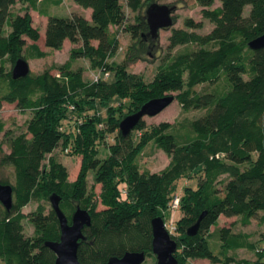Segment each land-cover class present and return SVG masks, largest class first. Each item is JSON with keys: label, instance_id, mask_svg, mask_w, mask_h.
<instances>
[{"label": "trees", "instance_id": "1", "mask_svg": "<svg viewBox=\"0 0 264 264\" xmlns=\"http://www.w3.org/2000/svg\"><path fill=\"white\" fill-rule=\"evenodd\" d=\"M22 1L47 17V48L60 51L66 40L73 44L69 60L59 66L60 74L30 70L25 77L13 78L18 59L45 56L31 13L13 12ZM63 1L0 0V108L4 103L16 104L32 114L26 130L19 134L7 131L0 121V166L14 169L12 180L0 178V183L14 190L11 211L0 207V259L5 264H56V254L45 245L61 237L56 212H46L43 205L29 214L23 212L33 195L50 201L54 193L61 196L60 206L70 222L78 206L91 214L92 224L85 228L86 240L78 250L82 264H105L134 251L154 254L152 220L165 217L164 209L173 200L179 180L196 175L197 185L186 186L180 198L184 217L173 237L181 246L175 254L179 264L185 257L221 264H264L230 255L239 249L264 254L249 233L218 228L222 215L240 217L243 226L261 215L264 223V48L249 46L264 34V0H195L213 29L199 32L203 23L194 19L186 20V28H173L169 50L181 45L198 48L170 56L150 83L128 71V63L141 59L151 40L145 14L140 12L143 0H127L129 8L139 11L133 23L128 22L124 0H74L92 10L91 19L80 12L53 15L49 8ZM216 1L221 6L212 8ZM120 29L137 41L123 62L113 60L119 50ZM8 59L12 60L10 71L6 69ZM82 59L98 72V80L85 79L84 69L76 67ZM107 73L114 74L112 82ZM206 83L219 84L215 91L197 90ZM166 95H174L185 111L205 110L190 121L187 139L180 141L168 122L148 130L144 117L128 136L122 135L120 122L126 116ZM99 104L108 107L106 122ZM65 123H72L71 128ZM134 131H144L138 142ZM112 134L115 141L109 144ZM153 138L171 163L160 172L142 171L138 157ZM100 143H106L109 150L105 158L99 157ZM62 145L83 156L75 181L67 180L66 166L55 158L48 167L44 165L46 156ZM90 171L95 183L102 185L101 209L94 191L88 189ZM119 193L127 199L121 200ZM203 214L197 234L189 235V227ZM26 218L37 235L25 233ZM211 227L218 228L219 254L211 247Z\"/></svg>", "mask_w": 264, "mask_h": 264}, {"label": "rangeland", "instance_id": "2", "mask_svg": "<svg viewBox=\"0 0 264 264\" xmlns=\"http://www.w3.org/2000/svg\"><path fill=\"white\" fill-rule=\"evenodd\" d=\"M145 5L142 9L143 14H145V10L147 5L153 2L159 4H167L171 6H176V11L173 14L174 18V26L170 29H162L159 33V38L155 41H149L145 45L143 57L133 62L128 63V71L130 73L140 74L146 83H150L156 77L159 66L164 64L170 56L178 55L182 52H189L192 50H196L198 46H177L172 50H169V37L171 35L173 28H186L185 22L187 19H194L196 22H202L203 28L199 29V32L206 33L213 29L214 25L211 23L210 20L204 18L203 16V7L200 6L195 0H143ZM127 0H124L125 11L128 17V22L133 23L136 21V17L139 14V11H133L131 8L128 7L126 4ZM221 6L220 1H216L212 8H216ZM86 9L77 4L74 0H66L61 7H50L49 11L55 15H70L73 12H80L82 14L86 13ZM250 10V6H246L244 10V14L248 15ZM26 11H29L33 18V25L34 27L38 28L40 31V40L38 41L41 50L45 52V56L40 59H29L30 69L33 72L41 73L46 70L51 71L53 74H60L59 66L64 64L70 58V48L71 44L69 41L65 44V47L60 51H54L45 46L44 41V34L47 25V17L29 7L27 2H18L13 7V12L15 14H24ZM119 34V50L113 60L117 62H123L128 48L130 46H134L137 44V41L132 37L129 32H126L125 29H120ZM29 44H32V40L28 39ZM148 45L150 50L148 52ZM148 52V53H147ZM77 68L84 69V77L87 81L94 79L98 72L92 70L91 65L85 59L79 60L76 63ZM7 71L12 69V60L8 59L6 64ZM109 81H113L115 79L114 74L110 76ZM219 84V83H218ZM218 84H201L198 85L196 88L200 92L206 91H215L218 88ZM222 87V84H221ZM172 94L177 95L178 92H172ZM117 102V98L112 100V104ZM128 102V100H127ZM119 102L116 104L118 105ZM99 112L104 122H106L109 118V111L108 107L102 104L98 105ZM205 112V110H190L185 111L181 104L174 100L172 104H170L164 111L159 113L155 116H145L144 120L147 125V129L150 130L153 126L158 125L162 122H168L173 127L170 131L174 132L180 141H184L191 135V129L189 123L192 119L199 117ZM32 117L30 111H22L20 110L16 104L4 103L3 106L0 108V121H3L6 124V130L10 131L15 134L22 133L26 130L25 125L26 122ZM72 123H65V127L67 129L71 128ZM144 131H134L133 137L135 142H138L140 136L143 134ZM4 139V138H3ZM2 139V140H3ZM115 141V135L112 134L108 137L107 143H113ZM106 143L99 144V157L105 158L109 155V150L105 146ZM3 149L4 151H8L7 144L3 141ZM52 158H55L58 162L62 163L66 166L68 170L67 180L75 181L78 178L79 171L81 169V162L83 156L81 154H72L70 152H66L64 150V146L58 147L53 154L47 155L44 160V165L46 167L49 166L50 161ZM138 163L140 165V169L151 171V172H160L163 169L167 168L171 163V158L169 155L155 142V139H151L141 155L138 157ZM13 172L14 169L11 166H0V178H8L10 180L13 179ZM196 175L193 177H184L179 180L177 189L175 191V195L178 194L181 198L184 188L186 186H196L198 179L195 178ZM94 172L90 171L88 174V189L93 190L95 193V198L99 201L98 208L101 209L104 207L103 203L100 199V194L102 192V185L100 183H95L94 180ZM192 178V179H191ZM122 182L120 183V185ZM119 185V186H120ZM125 194L119 193V198L121 200H126L127 198L124 196ZM172 200L169 202L168 208L164 209V216L167 217V223L169 227L173 229L170 231L172 238L175 237L179 233L178 223L184 217L183 211L179 208L173 214L172 207H171ZM39 205H43L46 208V212H49L52 209L51 202L48 199H43V197H38L33 195L31 200L28 204L23 208V212L25 214H29L32 211H35ZM0 207L3 205L0 203ZM260 216L258 218L252 219L251 223L247 226H243L240 222V217H226L221 216L219 219V226L220 227H231L234 232H247L251 235V241L256 245V248H264V240H263V233H264V223L261 222ZM164 217V219H165ZM24 228L25 233L28 236H35L37 235V231L35 230L32 223L29 221L28 218L24 220ZM218 228L211 227V231H213V235L211 236V247L216 251L217 254L220 253L219 250V242L217 237V230ZM169 229V230H171ZM181 246L179 245L178 254L181 252ZM230 255L235 256L238 259H246L251 262H259L264 261V254L259 255L255 250H248V249H239L236 251H231ZM181 256V254H180ZM185 261L183 264H221V263H213L209 259L205 258H188L185 257ZM157 258L156 255L151 254L148 255L145 262L143 264H156ZM0 264H5L0 259ZM235 264V263H233Z\"/></svg>", "mask_w": 264, "mask_h": 264}, {"label": "water", "instance_id": "3", "mask_svg": "<svg viewBox=\"0 0 264 264\" xmlns=\"http://www.w3.org/2000/svg\"><path fill=\"white\" fill-rule=\"evenodd\" d=\"M176 6L167 4L151 3L145 10V18L149 26V37L151 41L159 38L160 30L170 29L174 26L173 14ZM254 49L264 48V34L249 42ZM28 60L20 58L14 65L12 76L14 79L25 77L30 73ZM175 100L174 95H166L155 98L145 103L141 109L126 116L120 122V130L123 136H128L145 116H155L164 111ZM52 209L56 212L61 228V237L57 241H46L45 245L56 254V264H82L79 260L78 250L81 241L86 240L85 228L91 226L92 218L87 209L78 206L72 216L71 222L60 206L61 196L52 194L50 196ZM0 203L11 211L14 203V190L10 184L0 183ZM189 227L188 234H197L201 219ZM153 245L152 250L156 255L157 264H179L176 257L178 243L172 238L165 226L164 218L161 216L152 220ZM147 258L146 252H127L122 257H112L105 264H143Z\"/></svg>", "mask_w": 264, "mask_h": 264}, {"label": "built area", "instance_id": "4", "mask_svg": "<svg viewBox=\"0 0 264 264\" xmlns=\"http://www.w3.org/2000/svg\"><path fill=\"white\" fill-rule=\"evenodd\" d=\"M107 76H108V73H107ZM94 79H95V80H98V79H99V74H97L96 77H95ZM70 151H71L70 148H67V149H66V152H70ZM123 192L126 193V190H124ZM179 206H180V196H179L178 194H176V195L174 196L173 200H172V203H171V207H172V212H173V214L176 212V210H178ZM164 221H165V226H166L167 230H168L169 233H170V231H172L173 229H171V228L169 227V224L167 223V217H165ZM169 229H171V230H169ZM170 234H171V233H170Z\"/></svg>", "mask_w": 264, "mask_h": 264}, {"label": "crops", "instance_id": "5", "mask_svg": "<svg viewBox=\"0 0 264 264\" xmlns=\"http://www.w3.org/2000/svg\"><path fill=\"white\" fill-rule=\"evenodd\" d=\"M64 2H66V0L63 1V3L59 6L61 7ZM85 11H87L85 14V16L88 18V19H91V14H92V10L91 9H86ZM46 30V29H45ZM44 41H45V34H44ZM69 40H66L65 43H64V47H65V44L68 42ZM33 43V42H32ZM69 43L71 44V48L73 47V44L69 41ZM39 44V43H38ZM70 48V50H71ZM31 60H34V59H31Z\"/></svg>", "mask_w": 264, "mask_h": 264}]
</instances>
